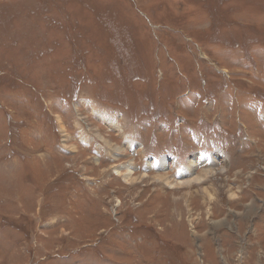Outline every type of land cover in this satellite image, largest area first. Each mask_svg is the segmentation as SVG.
<instances>
[{
  "label": "rangeland",
  "instance_id": "374dc122",
  "mask_svg": "<svg viewBox=\"0 0 264 264\" xmlns=\"http://www.w3.org/2000/svg\"><path fill=\"white\" fill-rule=\"evenodd\" d=\"M0 264H264V0H0Z\"/></svg>",
  "mask_w": 264,
  "mask_h": 264
},
{
  "label": "bare ground",
  "instance_id": "6f19581e",
  "mask_svg": "<svg viewBox=\"0 0 264 264\" xmlns=\"http://www.w3.org/2000/svg\"><path fill=\"white\" fill-rule=\"evenodd\" d=\"M116 128L118 127V125H116L115 126ZM118 129H116V131H117ZM106 144H109V142L108 141H106V138L105 139H102ZM200 155V154H199ZM199 155L197 156V157H199ZM198 159H196V161H197ZM195 163V161H192V162H190V166L193 168V166L195 165L194 164ZM164 164H166V161L164 160L163 161V165ZM194 169V168H193ZM132 170H133V165L132 164H130L129 166H128V175H127V179L130 177V175L132 174ZM189 171H192L193 172V170H189ZM188 171V172H189ZM195 171V170H194ZM214 173V171H213V169H209V170H206V171H204L202 174H200L199 176H195L193 179H191V181H193V182H196V183H200V182H202V181H204V179H206L208 176H211L212 174ZM117 174L119 175L120 174V172L118 171L117 172ZM160 181V180H159ZM178 184H176V186L178 187V186H188L189 185V183L188 184H186V183H183V182H177ZM190 184H191V182H190ZM172 187H175V186H172ZM171 187V188H172Z\"/></svg>",
  "mask_w": 264,
  "mask_h": 264
}]
</instances>
